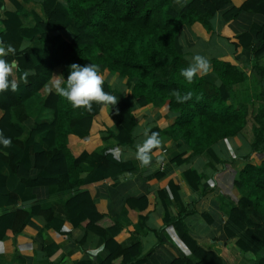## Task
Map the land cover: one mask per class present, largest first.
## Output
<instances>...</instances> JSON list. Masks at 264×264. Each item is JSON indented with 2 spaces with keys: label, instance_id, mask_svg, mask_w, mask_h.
<instances>
[{
  "label": "trees",
  "instance_id": "trees-1",
  "mask_svg": "<svg viewBox=\"0 0 264 264\" xmlns=\"http://www.w3.org/2000/svg\"><path fill=\"white\" fill-rule=\"evenodd\" d=\"M10 1L15 10H3L0 15V41L17 49L15 56L6 59L16 63L17 79L13 74L10 79L18 88L15 92L0 93V131L12 140L11 147H0V207L18 200L7 185L9 176L25 188L48 186L54 193L73 191L74 195L65 203L70 222L100 235L112 250L110 257L100 264L134 262L137 248L134 252L121 250L114 240L121 225L99 213L89 192L80 191L79 187L84 180L116 175L119 161L110 153L111 147L133 145L138 126L134 108L157 105L174 117L168 128L157 129L158 132L169 138H181L189 146L174 158L176 163L190 162L223 139L240 134L246 137L248 152L240 157L247 163L234 181L243 195L231 207L229 218L237 229L232 236L236 248L245 253L261 252L260 262L264 264V159L259 164L250 162L253 152H264V86L259 98L238 100L236 88L248 76L241 68L218 58L211 62L215 81L198 73L189 84L180 74L192 63L180 45V29L199 23L213 32L212 18L230 0ZM3 5L4 0H0V8ZM263 5L259 0H246L239 7L233 6L224 19L229 22L241 11L264 13ZM27 22L31 27L25 26ZM225 38L236 53L252 45L248 32L234 39ZM35 40L45 49L38 62L34 61L29 46ZM255 40L259 47L252 48V56L257 59L264 51V24L255 33ZM25 45V51L21 52ZM255 62L252 76L257 73L263 80L264 62ZM88 63L99 65L104 91L117 97V103L109 107L111 128L100 120L105 106L94 103L91 111L74 109L55 91H44L56 68L61 67L60 74L66 78L72 64ZM29 70L34 74L25 81L22 73ZM113 76L115 80L111 82ZM189 91L191 99L176 102V92L184 95ZM35 108L39 109V117L45 110L51 111L52 121L36 118V122L28 125ZM93 135L110 144L88 154L81 144ZM76 142L81 145L77 151ZM29 156L34 160L35 177H31L30 164L26 162ZM88 160L94 163L93 168L83 179L82 163ZM187 174L192 187L197 188L191 174L196 180L199 175L195 170ZM38 214L49 219L50 204L1 215L0 239L7 231L12 234L22 231L30 216ZM184 215L181 213L168 225H173L190 254L170 264H227L218 251L203 248L190 236L182 221Z\"/></svg>",
  "mask_w": 264,
  "mask_h": 264
},
{
  "label": "crops",
  "instance_id": "crops-1",
  "mask_svg": "<svg viewBox=\"0 0 264 264\" xmlns=\"http://www.w3.org/2000/svg\"><path fill=\"white\" fill-rule=\"evenodd\" d=\"M245 1L230 0L225 8L216 12L212 18L213 32L207 31L199 23H194L191 26L184 25L178 38L191 62L195 55H201L209 61L210 68L204 75L205 79H216L211 73V62L214 58L230 62L246 73L248 79L238 85L236 90L237 99L240 101L249 97L259 98L261 86L256 91L253 82L264 86V79L261 80L257 73L252 76L255 60L264 62V51L257 59L252 56V48L259 47L255 33L264 24V13L241 11L229 22L224 19V15L233 6L239 7ZM259 3L263 4L264 0H259ZM3 10L14 11L15 7L10 0H4L0 15ZM25 26L31 27V24L27 22ZM244 32L252 36V45L239 49L236 53L234 46L225 37L234 39ZM29 46L33 50L34 61L38 62L45 49L37 40L29 43ZM60 71L61 67L54 70L52 79L44 88L45 92L59 78ZM17 72L15 67L12 72L15 79ZM114 80L113 76L111 82ZM242 84L245 90L242 89ZM246 92L249 97H244ZM109 112V107H106L100 120L111 128ZM134 113L138 126L133 145H113L110 149L113 158L119 161V171L116 175L84 180L79 187L80 191L89 192L99 213L121 225L120 232L114 237L121 250L134 252L137 248V258L130 264H170L176 258L188 256L190 251L178 237L173 225H168L181 213H185L182 221L190 236L203 248L218 251L227 264H261V252L245 253L236 248L235 238L232 236L237 229L229 218L231 207L237 205L243 195L242 190L234 185V181L247 163L240 157L248 152L246 137L240 134L223 139L213 145L210 151L203 152L190 162L176 163L174 158L186 152L189 146L181 138H169L160 133L166 159L157 163L156 157L160 155V151L154 149L153 166L141 168L135 159V152L136 145L145 139L143 130H164L172 124L174 117L166 108L157 105L137 106ZM36 118L51 122L53 113L45 110L39 117V109L35 108L28 125L36 122ZM43 137L44 133L40 136V142ZM97 138L98 135H93L89 141L81 144L85 152L90 154L110 144V141H99ZM74 142L75 138H72V143ZM77 145L76 142V151L81 146ZM263 159L264 152H253L250 162L259 164ZM26 162L30 164L31 177H35L37 172L33 157L29 156ZM82 164L85 168L82 177L86 179L94 163L88 160ZM189 170H195L199 175L196 180V176L191 174L197 188H193L189 181ZM7 185L18 195V200L13 205L0 207V216L17 209L28 211L34 206L49 203L51 217L47 219L41 214L31 215L22 231L14 234L7 231L5 237L0 239V264H100L110 257L112 250L107 247L105 239L82 225L74 226L70 222L65 203L74 195L73 191L54 193L48 186L25 188L12 176L8 177ZM101 245L103 251L92 255V251Z\"/></svg>",
  "mask_w": 264,
  "mask_h": 264
},
{
  "label": "clouds",
  "instance_id": "clouds-1",
  "mask_svg": "<svg viewBox=\"0 0 264 264\" xmlns=\"http://www.w3.org/2000/svg\"><path fill=\"white\" fill-rule=\"evenodd\" d=\"M176 2L180 3L181 0H176ZM26 47V45L22 46L20 51H25ZM16 53L17 49L15 47L0 41V93L6 90L15 92L18 88L17 83L10 79L16 65L9 63L6 59L10 55L15 56ZM192 61L187 68L182 69L180 72L189 84L193 82L198 73L206 75L210 68L209 61L201 55H195ZM100 71L97 64L88 63L84 66L72 64L67 77L59 75V78L55 79L49 86V91L54 90L58 96L69 102L74 109L82 108L91 111L94 103L105 107L114 106L117 103V97L104 91V79ZM30 74H34V72L31 70L24 71L22 78L26 81ZM191 96L190 91L184 95L179 92L175 93L177 103H183L191 99ZM143 136L145 137L143 142L136 145L135 159L139 162L141 168H151L153 166L154 149L160 151V155L156 157L157 163L166 159L163 141L159 132L151 131L148 128L143 130ZM11 145V138L6 137L3 131H0V147L6 149ZM101 251H103V245L96 248L91 254L97 255Z\"/></svg>",
  "mask_w": 264,
  "mask_h": 264
},
{
  "label": "rangeland",
  "instance_id": "rangeland-1",
  "mask_svg": "<svg viewBox=\"0 0 264 264\" xmlns=\"http://www.w3.org/2000/svg\"><path fill=\"white\" fill-rule=\"evenodd\" d=\"M113 80V79H112ZM254 86H255V89H256V91H259L260 90V86H262V84L261 85H259V83L258 82H256V83H254ZM241 87H242V89H244L245 90V88H244V85L242 84L241 85ZM239 88V86L236 88V90ZM262 88V87H261ZM245 96H247V97H249V94H248V92H246L245 94H244V97ZM246 133H249V129L246 131Z\"/></svg>",
  "mask_w": 264,
  "mask_h": 264
}]
</instances>
